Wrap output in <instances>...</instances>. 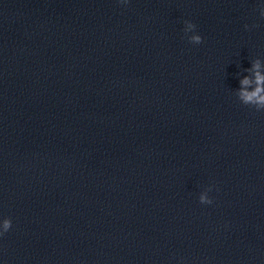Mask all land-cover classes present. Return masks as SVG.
Segmentation results:
<instances>
[{
  "label": "clouds",
  "instance_id": "9594fccd",
  "mask_svg": "<svg viewBox=\"0 0 264 264\" xmlns=\"http://www.w3.org/2000/svg\"><path fill=\"white\" fill-rule=\"evenodd\" d=\"M118 2L122 5H127L129 0H118ZM260 16L264 18V4L260 6L259 9ZM255 26V25H254ZM196 25L191 21H184V34L187 37L189 43L192 44H201L203 42V38L201 35L196 33ZM245 28H248V25H245ZM192 33L191 35H188ZM260 67L259 60L253 63V69H257L254 72V82L256 87L253 91H247V86L252 83V81L245 77L240 81L241 88L238 90L237 97L242 102L243 105L249 106L252 105L256 111L264 110V75H262L258 69ZM212 191V186H209L205 189V191L201 192L199 195V202L205 205H211L213 200L209 197L208 193ZM12 227V221L10 218L5 219L3 223L2 229H0V237H2L5 233H7Z\"/></svg>",
  "mask_w": 264,
  "mask_h": 264
}]
</instances>
